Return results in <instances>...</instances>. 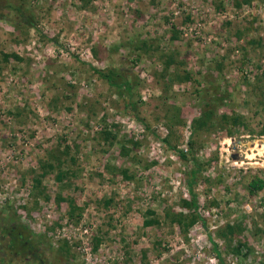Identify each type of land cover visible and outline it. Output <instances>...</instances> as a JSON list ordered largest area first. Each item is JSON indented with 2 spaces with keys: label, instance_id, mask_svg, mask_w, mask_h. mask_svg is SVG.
I'll return each instance as SVG.
<instances>
[{
  "label": "rangeland",
  "instance_id": "rangeland-1",
  "mask_svg": "<svg viewBox=\"0 0 264 264\" xmlns=\"http://www.w3.org/2000/svg\"><path fill=\"white\" fill-rule=\"evenodd\" d=\"M252 177L264 0H0V264H264Z\"/></svg>",
  "mask_w": 264,
  "mask_h": 264
},
{
  "label": "trees",
  "instance_id": "trees-1",
  "mask_svg": "<svg viewBox=\"0 0 264 264\" xmlns=\"http://www.w3.org/2000/svg\"><path fill=\"white\" fill-rule=\"evenodd\" d=\"M5 59H7L9 56H14L16 57L15 54H4L3 55ZM95 72L98 73V75L102 78L105 79V81L112 87H116V88H121L124 89L127 93L130 92L132 85H131V81L125 77H120L119 74L112 70L109 69L106 72H102V71H98L97 69H94ZM133 102L130 101L129 99H127V101L125 102L124 106L125 107H132L133 106ZM212 114V110L211 109H206V110H202L201 114L198 117H195L192 119V123L196 124L197 127H201L203 124L206 123V121H208L209 116ZM191 142H188V145H190ZM178 155L180 158L185 159L186 155L184 153L183 150H178ZM190 159L193 161V165H197L194 155L190 154ZM50 166V165H49ZM197 167L192 168L189 170L187 177L189 178L188 183H187V190L190 196V205L193 208H196V197L192 191V187L191 185L194 183V180L196 178V171H197ZM62 174L61 170L57 171V177H59ZM264 186V181L260 178H255L252 177L248 183H247V190L249 193H255L256 191L260 190L262 187ZM68 206H69V215H72V211L75 208L74 204L72 201H68ZM174 222H176L182 229L186 230L190 225H192L193 223H195L198 220L197 216H188L187 219L183 220V217L180 216V214H178L176 217L172 218ZM208 238L210 239V235L207 234ZM17 236L13 235V239H16ZM28 242V241H27ZM214 246V243H213ZM215 250V254L218 255V252L216 251L215 247H213Z\"/></svg>",
  "mask_w": 264,
  "mask_h": 264
},
{
  "label": "flooded vegetation",
  "instance_id": "flooded-vegetation-1",
  "mask_svg": "<svg viewBox=\"0 0 264 264\" xmlns=\"http://www.w3.org/2000/svg\"><path fill=\"white\" fill-rule=\"evenodd\" d=\"M0 234H2L6 239V246L13 244L15 241H19L20 245L22 247H25L28 241V239L24 238V235L21 233L20 228L16 229V226H10L7 230L0 228ZM13 235L17 236V238L13 239Z\"/></svg>",
  "mask_w": 264,
  "mask_h": 264
}]
</instances>
